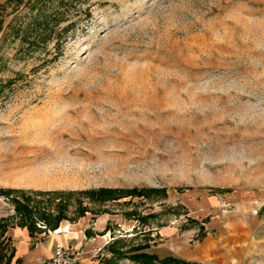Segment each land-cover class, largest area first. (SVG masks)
<instances>
[{"label":"rangeland","instance_id":"rangeland-1","mask_svg":"<svg viewBox=\"0 0 264 264\" xmlns=\"http://www.w3.org/2000/svg\"><path fill=\"white\" fill-rule=\"evenodd\" d=\"M43 7L0 0V264L76 222L91 264H264V0H76L62 52Z\"/></svg>","mask_w":264,"mask_h":264},{"label":"trees","instance_id":"trees-1","mask_svg":"<svg viewBox=\"0 0 264 264\" xmlns=\"http://www.w3.org/2000/svg\"><path fill=\"white\" fill-rule=\"evenodd\" d=\"M69 3H76V0H59L56 6L52 3V0H37V4L44 5V7L39 10L33 20L28 22L25 29L26 37L36 39L44 44L55 41L59 51L62 52L64 44L71 35L70 32L74 33L81 21L80 19L73 20L74 13L72 9L68 8ZM89 9H87V13ZM65 21L69 22L63 25ZM57 228L56 226L51 230ZM133 259L143 260L146 264H198L180 260L173 256L160 259L158 256L147 253L134 254Z\"/></svg>","mask_w":264,"mask_h":264},{"label":"crops","instance_id":"crops-1","mask_svg":"<svg viewBox=\"0 0 264 264\" xmlns=\"http://www.w3.org/2000/svg\"><path fill=\"white\" fill-rule=\"evenodd\" d=\"M79 224L81 223H70V225L65 223L55 230L50 229L39 233V237L37 238V241H35V248L28 249V245L23 243L22 245L25 246V250L22 251H24L25 254L20 253L16 258L21 259L22 263L25 264L26 259L34 261L38 256L50 257L52 255L53 248L57 243L82 246L85 250L87 249V253H93L94 242L93 240L88 239L85 233L86 228L80 226ZM87 255L84 256L80 264H91L93 262V256Z\"/></svg>","mask_w":264,"mask_h":264},{"label":"built area","instance_id":"built-area-1","mask_svg":"<svg viewBox=\"0 0 264 264\" xmlns=\"http://www.w3.org/2000/svg\"><path fill=\"white\" fill-rule=\"evenodd\" d=\"M87 251L82 246L57 243L52 255L38 256V264H80Z\"/></svg>","mask_w":264,"mask_h":264}]
</instances>
